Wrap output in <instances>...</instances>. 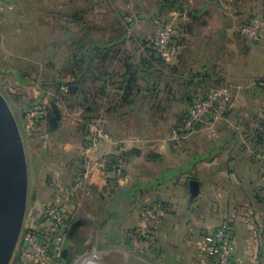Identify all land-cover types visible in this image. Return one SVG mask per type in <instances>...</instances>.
Wrapping results in <instances>:
<instances>
[{
    "label": "crops",
    "instance_id": "obj_1",
    "mask_svg": "<svg viewBox=\"0 0 264 264\" xmlns=\"http://www.w3.org/2000/svg\"><path fill=\"white\" fill-rule=\"evenodd\" d=\"M13 1L15 7L4 15L0 32L1 88L9 86L29 94V101L33 99L43 106L50 97L47 85L57 81L59 67L73 64L74 51L87 52L95 45L119 52L108 66L109 76L100 75L96 85L99 89L104 87L105 93L94 95L93 87H89L91 94L86 96L85 107L88 112L92 107L98 112L108 139L99 146L97 156L116 154L113 143L120 141L127 142L126 153H131L123 158V178L115 181L110 173L95 174L89 194L72 212L69 222L74 223L67 228L63 240L55 239L59 237L52 230L49 236L40 234L51 243L56 241L55 249L61 254L57 263L211 264L208 255L199 251L202 238L227 224L235 246L233 264H264V133L256 146H251L246 138L255 130L264 132V97L245 92L238 85L245 84L246 90L255 80L246 64L241 65L243 74H236L240 67L236 68L232 39L238 35L233 23L239 13L208 11L206 6H193L190 0L184 11L166 14L168 20L173 19V43L178 57L165 65L177 74H194L197 82L207 85L201 94L196 92L197 99L213 87L230 89L215 137L198 134L176 148L165 141L166 131L156 136L150 132L148 119L144 123L136 118L144 113L136 107V100L144 98L146 92L140 90L142 60L139 62L134 35L140 31L137 20L145 17L106 11V4H112V0ZM219 20L225 26L212 29L210 25ZM142 33L147 37V31ZM262 44V40L253 47L248 44L245 58L254 51L259 56ZM153 56L159 59L156 54ZM222 58L225 61L219 67ZM257 61L254 64L260 63L259 67L264 69V59ZM145 62L153 68V60L146 58ZM94 64L99 65V60ZM127 66L137 74V88L130 103L122 105L118 85L128 77ZM43 67L51 68L50 72ZM18 68L28 71L19 73ZM260 77H264L263 73ZM37 83H42L44 89ZM76 91L75 88L69 95L73 101L77 99ZM157 105L159 109L163 105L162 113L170 108L164 102ZM57 108L60 129L67 115L66 106L57 104ZM50 117L46 119L48 125ZM155 138H160L158 143ZM77 150L80 154V147ZM67 165V174L50 177L70 185L80 168V159ZM71 169L74 172L69 175ZM41 186L49 196V201L40 207L44 209L51 204L52 197L48 181ZM155 205L162 206L165 215L150 249L140 254L134 249L132 236L141 224V211Z\"/></svg>",
    "mask_w": 264,
    "mask_h": 264
},
{
    "label": "rangeland",
    "instance_id": "obj_2",
    "mask_svg": "<svg viewBox=\"0 0 264 264\" xmlns=\"http://www.w3.org/2000/svg\"><path fill=\"white\" fill-rule=\"evenodd\" d=\"M158 0H112V4H106V11H122L123 13L130 12L132 15L135 16H143L144 19H138V27H139V35H134V43L138 44V59L140 63V77L142 80L140 81V90L144 93V98H138L136 107L143 110L144 113L138 115L136 118L143 119L142 121L145 123L146 119H148L149 129H151V133L154 135L159 136L162 133H169L177 124L181 123L187 115V111L197 98L195 96L196 92L201 94L203 88H207L206 84H202L197 82L196 75L194 74H177L172 71V67L166 66L162 64V62L154 61L153 68H146L143 67L141 69L143 61L145 59H150L155 51L153 48H150L149 44L151 41H154L157 37V31L160 25L168 21V16H166V12L157 11L156 4ZM190 0L180 1V3L186 5L189 4ZM193 6H206V10L208 11H218L221 13H230L236 12L239 13V17L235 18V23L233 26L238 33L235 34L233 37V42L235 43V64L236 68L240 67V69H236V74L238 77L243 74L242 66L246 64L248 72H250V76H254V82L250 83L249 88L245 90V84H238L242 90L256 92L257 97H264V94L260 92H264V86L259 87V84L264 83L262 80L264 77H260L263 73L264 69H262L260 63L259 67L254 62L258 63V59H264V29L261 34L262 46L263 48L260 51V55L258 56L259 52L254 51L251 53L249 58H245L246 48L248 44L252 46L251 40H249L245 35L239 33L240 28L242 25L248 22L250 17L258 16V14H264V0H192ZM218 5L219 7L215 6ZM130 14V15H131ZM256 19H260L256 17ZM201 25V24H200ZM225 26L224 21L216 22L215 24H211L210 27L212 29L216 27ZM2 29V28H1ZM143 31H147L148 35H143ZM1 32V30H0ZM234 36V35H233ZM147 39L149 41L147 42ZM248 39V41H247ZM260 40V41H261ZM147 42V44H146ZM8 47V45H7ZM153 52H152V51ZM3 51V50H2ZM4 52V51H3ZM243 53V54H242ZM49 54V53H47ZM157 56V55H156ZM258 58V59H257ZM151 60V59H150ZM160 60V58H159ZM161 61V60H160ZM225 58H222L218 65L220 67L221 63L223 64ZM150 64V63H149ZM242 65V66H241ZM146 66V64H145ZM67 67L62 66L58 68L59 75L65 71ZM0 69H3L0 67ZM44 70L50 72L51 68H44ZM215 68H213L214 70ZM220 69V68H219ZM19 73L27 72V68H18ZM239 70V71H238ZM54 71V70H53ZM8 80H11L10 77H7ZM7 78L4 81L7 83ZM61 80L59 78L57 81ZM114 80V79H113ZM147 80V81H146ZM55 81V82H57ZM63 81H67L64 79ZM115 81V80H114ZM256 81V82H255ZM42 83H37V86L42 88ZM101 86V85H100ZM223 87V86H222ZM225 87V86H224ZM239 87V89H241ZM205 88V89H206ZM3 89V90H2ZM204 90V89H203ZM50 93V97H48L47 103L49 104V108L51 105L55 104L58 105H65L66 108L64 109V121L60 124V129L57 128L54 133L48 137L46 142H40L39 145H35L24 139L26 126H27V114H23L20 108L26 106L29 102L35 105L37 102H33L35 100L31 99L28 100V95L24 92H21L17 89H13L11 87H2L0 85V93L5 97L7 100L14 117L17 121L20 133L22 135L26 159H27V166H28V199H27V209H26V216L22 228V232L15 249L13 258L10 264H17L18 257L20 256V245L23 248V252L26 254V261L25 264H36L34 262H30L31 255L25 249L24 245V234L30 232L32 235H40L43 234L44 236H49L51 234V227L49 226L47 219L43 216V209H41V205L45 204L46 201H49L48 191L43 189L41 184L45 183L46 180H51L53 177H50L52 174H67L68 171V163L72 162L76 164L79 159H81L80 154L78 153V147L82 148L85 144V134H86V127L85 124L92 123L94 121L99 122L102 126L103 121L102 118L98 116V112L92 107V111L88 112L86 107L81 105L83 98L81 96L73 101L71 97L67 93H63L59 90V92H55V86L48 88ZM68 92L69 89H68ZM260 92V93H259ZM160 99V100H159ZM53 102L50 104V102ZM164 102L165 105H169L170 108L166 107L164 112L162 113V107L160 109L157 103ZM251 106V105H248ZM39 107V106H37ZM35 107V108H37ZM67 109V110H66ZM25 111H28V114H31L32 110L29 108ZM142 112V111H141ZM25 117V119H24ZM137 133H142L141 131H136ZM165 133V134H166ZM203 136L208 138L215 137L216 135V126L213 130H207V132L201 133ZM167 136V134H166ZM160 138H155L159 142ZM166 139V138H165ZM189 140V139H188ZM44 141V140H42ZM145 142H149L145 140ZM175 147L178 148V145ZM177 151V149H176ZM153 152V151H152ZM151 152V153H152ZM150 153V154H151ZM173 156L170 154V157ZM81 161V160H80ZM67 165V168L65 167ZM64 166V170H63ZM76 166V165H74ZM79 171V170H78ZM66 172V173H65ZM74 172V169H71L69 175ZM68 177V176H67ZM50 178V179H49ZM57 179L63 185H66L63 181L59 180L58 178L54 177L52 180ZM51 180V181H52ZM74 180V179H73ZM48 183L49 189L51 191L52 197V187L50 186L52 182ZM89 194V192H88ZM87 194V195H88ZM45 201V202H44ZM53 203V202H51ZM40 208V209H39ZM78 214V213H77ZM75 215V217L77 216ZM74 217V220H75ZM43 219V222H41ZM40 221L41 223L35 226V222ZM71 223V224H70ZM73 222H68L67 227L65 228V232L67 228L72 225ZM56 239V238H55ZM60 239V238H57ZM80 251V250H78ZM95 252V250H93ZM21 257V256H20ZM31 260H34L33 258ZM24 264V263H23ZM59 264V263H58Z\"/></svg>",
    "mask_w": 264,
    "mask_h": 264
},
{
    "label": "built area",
    "instance_id": "obj_3",
    "mask_svg": "<svg viewBox=\"0 0 264 264\" xmlns=\"http://www.w3.org/2000/svg\"><path fill=\"white\" fill-rule=\"evenodd\" d=\"M14 7L13 0H0V30L3 25L4 15L6 12L13 10ZM262 31V20L255 18L248 26L241 28L239 32L249 40L258 42L261 39ZM174 37L175 29L173 19H171L160 25L156 39L149 44L153 47L158 58L165 63L173 62L178 57V48L173 43ZM259 86L263 87L264 83L261 82ZM59 90L67 93L68 87L62 86ZM229 90L227 87L213 88L202 99L192 102L186 118L167 134L165 141L172 144H180L195 135L207 132L209 129L213 130L218 122L223 119ZM45 107H48V104L37 108V110L34 109L31 114L27 113L26 130L28 132L31 129V131L34 130L32 124L36 122L40 124L45 121L47 117V108ZM85 127V144L79 151L81 157L80 173L70 185H63L57 179L52 180L50 186L52 187L53 203L46 206L43 210V215L47 219L52 232L56 233L61 239L65 235V228L73 210L78 209L87 196L93 177L95 174L105 175L110 164V155L97 156L99 146L103 142L108 141L104 126L94 121L85 124ZM38 137L40 138L39 140H45L43 134H38ZM126 144L127 142L125 141L113 143L117 148V155L126 153ZM124 172V161L120 159L115 165L114 175L121 179L124 176ZM164 215L165 209L160 205L150 206L141 211V224L132 236V244L138 253L143 254L150 249ZM24 245L27 253L29 252L34 259H29L30 262L36 264H58L57 260H59L61 254L55 249L56 241L51 243V241L41 238L40 235L29 234L24 238ZM199 251L208 255L211 264H233L235 246L229 225L221 224L204 235Z\"/></svg>",
    "mask_w": 264,
    "mask_h": 264
},
{
    "label": "trees",
    "instance_id": "obj_4",
    "mask_svg": "<svg viewBox=\"0 0 264 264\" xmlns=\"http://www.w3.org/2000/svg\"><path fill=\"white\" fill-rule=\"evenodd\" d=\"M157 2L158 3L156 4L155 12L164 10L166 12L165 14H167L170 11L182 12L187 8L186 7L187 5L180 3L178 0H158ZM191 15L193 16L194 13L192 12ZM256 17H259L262 20L263 29H264V14H261V13L258 14V16L250 17L248 22L245 23L244 25H242L241 28L248 26L251 23V21L254 20ZM259 42L260 41H258V42L252 41V43H254V44H257ZM149 46H150V48H153L151 45H149ZM105 49L106 48L103 49V48H100L99 46L93 45L87 52H83L81 50L74 51L73 52V64L70 67H67L65 69V71H63V73L59 75V78H61V80L54 82V83H51V84L47 85V87L55 86V90H56L55 92H59V88L62 86L76 88L77 89V91H76L77 97L79 94L83 98V100L86 102L85 104L83 102L81 103V105H83V107L85 105H87V103H88L86 96L88 94H91L89 87H93V94L94 95H99V94L103 95L105 93L103 91L104 87L99 89L96 85L99 81L100 75L106 76L108 66L111 65V60L115 59L117 57V54L119 53V52H117V53L113 52V50H111V47H109L106 50ZM77 58H81V60H77ZM150 59L153 61L162 62L163 64H165V62H163L161 59H160L161 61L159 59L158 60L155 59L153 55L151 56ZM97 60H99V63L101 64V65L99 64L100 66L96 65L97 63L94 64V62ZM143 63L146 64V66H145V64H142L143 67H146L148 69L149 67L147 66V62L143 61ZM126 70L128 72V77L126 76L125 78H123V81L120 82V84L118 85L120 91L122 92V95H121L122 96V98H121L122 105L130 103V101H131L130 99L133 96L132 93H134L136 88H137V85H136L137 84V78H138L137 74L135 72L134 73L132 72L130 66H127ZM107 76H109V75L107 74ZM108 78L110 79V77H108ZM64 79H69V81H63ZM44 86H46V85H44ZM213 88H217V87H213ZM213 88H211V89H213ZM70 93L71 92H67L68 95H70ZM203 97L198 98V99H202ZM198 99H196V100H198ZM91 101H93V100H91ZM33 102H36V101H33ZM52 103L53 102L51 101L50 104H52ZM37 106H41V105H39L38 102L36 105H35V103L31 104V102H29L26 106H23V108H20V110L25 115L28 113V111H25L26 109L29 108L30 110L34 111L35 107H37ZM50 116H52V110L49 107V108H47L46 119ZM24 119H25V117H24ZM46 119L44 122H41L40 124H39V122L35 121L36 123L32 124L34 126V130L31 131L32 130L31 129L29 131L30 133H32V132L33 133L30 134L26 130L24 139L31 142V143H34L36 146L39 145L38 143H40V142H46L48 137L54 133V131L50 130V127H49ZM25 120L27 121V119H25ZM262 133H264V132H260L259 130L253 131V135H251V136L248 135L246 137V138H248L247 142L251 146L258 145L260 143V138L262 136ZM38 134H43L45 137V140L44 141L39 140L40 138L38 137ZM85 137H86V134H85ZM84 140H85V138H84ZM130 153L131 152H127V153L119 154V155H117V154L110 155V157H109L110 158V164L108 166L107 173H110L113 175V178H112L113 180H115V181L118 180V178L114 175L115 165L118 163V161L120 159H123L127 156L129 157ZM122 156H123V158H122ZM80 170H81V161H80L79 171L77 172L75 178L80 173ZM47 181L49 183V180H47ZM29 234H31V233L27 232V234H24V236L22 238H25ZM19 249H20L21 257L18 260H16L17 264H23V263L25 264L26 256L23 252V248H21V245H20Z\"/></svg>",
    "mask_w": 264,
    "mask_h": 264
},
{
    "label": "water",
    "instance_id": "obj_5",
    "mask_svg": "<svg viewBox=\"0 0 264 264\" xmlns=\"http://www.w3.org/2000/svg\"><path fill=\"white\" fill-rule=\"evenodd\" d=\"M68 89L73 92L75 88ZM51 110L49 127L55 131L61 115L55 104ZM27 199L28 166L22 135L7 100L0 93V264H10L13 258L26 216Z\"/></svg>",
    "mask_w": 264,
    "mask_h": 264
}]
</instances>
